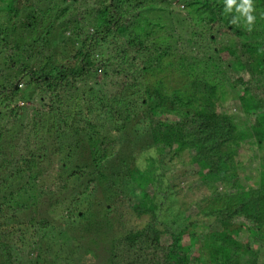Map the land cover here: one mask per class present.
<instances>
[{"label":"trees","instance_id":"obj_1","mask_svg":"<svg viewBox=\"0 0 264 264\" xmlns=\"http://www.w3.org/2000/svg\"><path fill=\"white\" fill-rule=\"evenodd\" d=\"M244 3L0 0V264H53L58 251L60 264L85 263L89 245L76 244L83 220V233L110 229L108 264L264 259V152L248 183L235 148L246 140L264 149V0ZM56 87L77 96L70 123L46 108L42 95ZM35 96L39 107L5 110ZM228 97L232 110L220 103ZM100 113L111 122L98 126ZM112 122L127 130L128 153L107 150L101 133ZM137 144L158 156L140 166ZM174 158L194 177L189 188L209 190L184 208L172 183L178 173L165 170ZM59 203L71 207L45 221Z\"/></svg>","mask_w":264,"mask_h":264},{"label":"rangeland","instance_id":"obj_2","mask_svg":"<svg viewBox=\"0 0 264 264\" xmlns=\"http://www.w3.org/2000/svg\"><path fill=\"white\" fill-rule=\"evenodd\" d=\"M47 23H48V21H46L44 23V25H47ZM55 23H54V25H55ZM40 31H41V29L38 28L37 34H40L41 33ZM0 73H3L2 70H0ZM101 74L102 73L98 74L97 77L101 78V76H102ZM165 79H167V83L169 86L174 85V83H176V81H177V80H175L176 78L174 76H172V74H170V78L165 77ZM90 82H92V79L89 80V83ZM81 85H82L81 82L77 81V82L72 84L71 90H74V89L80 90ZM19 88L22 89V90H20V94L25 95V96L28 95L27 86L24 85V83L23 84L20 83ZM51 92L47 91L46 94H44V95L41 94L45 98L46 108H48L49 106H53L55 111L54 110H52V111L57 114L58 118L60 116L61 118H63V120L65 119L66 122L70 123L72 116L75 113H77L76 109L79 106V103L76 102L77 96L73 95V94L72 95L69 94L68 88L62 89V88L56 87ZM49 93H51V94H49ZM33 98H27L26 97V98H22V99H16V101H12L10 106L8 108H6L5 110L7 111L8 109H10V107H13V106L23 105V104L29 105L30 103H35V106L39 107L40 104L38 102V96H35ZM220 103H223L224 109L232 110L234 108L233 99H231L230 97H228L227 99L221 100ZM103 111L106 112L107 107ZM103 115H104L103 113H102V115L100 113L99 116H97V121H95V122L97 123L98 126L103 124L101 122V117ZM102 120L107 121L103 124L104 126L111 122V120L109 118L108 119L102 118ZM240 121L242 123H246L245 117H242L240 119ZM19 123L21 124V120ZM110 125H111L110 127L109 126L106 127L105 131L103 130L104 131L103 134L101 133V138L104 139L103 141H106L105 145L107 146V150L111 151L113 153H116L117 156L119 155V153H120L119 150H121V149L126 150V152L128 153L129 151H127V150L130 148V144L129 143L126 144V142L123 141L125 137L127 140L129 139L128 134H127V130L117 131L116 125L113 122ZM100 129H102V128H100ZM122 134H123V139L121 140L118 137L121 136ZM112 139H114V141ZM111 140H112V142H111ZM235 148H238L237 153H236L237 159L242 160L244 162L245 171H246L247 175L250 177L249 180L247 179L248 183L254 182L255 176L257 174V169L259 168V163H260L259 157L264 152V149L262 150V149H255L253 147H250L249 141L247 142L246 140L242 141L241 144L239 145V147L236 146ZM135 151L137 153L136 154V156H137L136 160H137V162L140 163V166H145L148 163V158H150L151 156H156V157L158 156V153L156 152L154 146L139 147V144H137ZM167 159H168V157L165 158V160H167ZM173 162H175L176 167L174 166ZM169 165H167L165 167V170L167 173H173L174 174L175 171H177V173H178L177 176L175 177V182H172V183L175 185V188L177 190L176 191L177 192V194H176L177 202L181 208H184L190 204L192 205L193 200H198L202 196H206L209 193V190L204 188L203 186L200 188L192 186L191 187L192 189L188 187L190 182L193 180L194 177L193 176H186V175L184 176L183 173H181L182 167L176 158H174ZM185 167H187V166H185ZM49 173L54 174V170L50 171ZM221 185L222 184H219L217 187L221 188ZM126 194H128V193H126ZM27 197L28 196L25 195V196H22L21 199H24ZM98 197H100V196H98ZM84 198H85V200L94 201L93 197H91L89 199L87 197H84ZM203 205H204V202L201 201L200 206H203ZM69 207H71L70 203H66V204H60L59 203V204H55L54 206H50L45 211L43 218L45 221H48L51 219L56 220L60 214H63V213L65 214V212L68 211L67 209ZM92 208H94V207L92 206ZM198 210L199 209H195V211H193L192 213L198 212ZM28 214H29V212L25 208L23 211L21 220H25L27 218ZM194 216H195L194 219L197 218L199 220V222H202V218H203V217H201L202 215H200V217H197L194 213ZM146 220H147V218L145 216H143V218L136 217V218L132 219L131 224L135 223L136 226H141L144 224V222ZM36 221H38V220H36ZM39 221H40V219H39ZM83 222L85 224V220L81 221V223H80L82 225V227H80L81 229H79L78 225L75 229L76 234H77V231L79 229L80 234L82 236V237H79L76 239V244L80 247H84L85 243L87 242L89 245L87 247L88 248L87 255L83 256L85 258L84 260H86V262L83 264H108L109 259H108L107 255H108L110 238H111L110 229L108 228L107 225H101L97 232L92 231L89 233H85V232L83 233V229L86 227L85 225H83ZM89 227H90V225H89ZM90 229H91V227H90ZM198 229H199V231H201L202 227H200ZM0 230H2V228ZM26 234H28V233H26ZM208 234H209V230H207L203 234L201 240L202 241L205 240L208 237ZM48 237L44 236L43 239L47 240ZM59 238L63 239L64 236L60 235ZM240 238H244V236L241 235ZM51 244L55 247L58 244V242H56L55 239H52ZM202 248L205 249L206 247L203 246ZM63 252L64 251H58L56 253V257L49 254L51 259L52 258L55 259L53 264H60V261L62 258L61 254ZM82 252H84V250H82ZM45 254L48 255V252H46ZM192 260H195V258H193ZM263 260L264 259H261V262ZM16 261L18 264L19 261L18 260H16ZM261 262L259 261L258 264H264ZM34 264H38V263H34Z\"/></svg>","mask_w":264,"mask_h":264},{"label":"clouds","instance_id":"obj_3","mask_svg":"<svg viewBox=\"0 0 264 264\" xmlns=\"http://www.w3.org/2000/svg\"><path fill=\"white\" fill-rule=\"evenodd\" d=\"M233 2V0H227V4H231ZM245 8H247L248 7V3H247V0H245V3H244V5H243ZM252 19V17H249V20H251Z\"/></svg>","mask_w":264,"mask_h":264}]
</instances>
